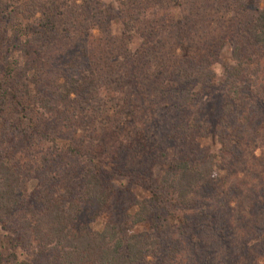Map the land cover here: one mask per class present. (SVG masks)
Returning <instances> with one entry per match:
<instances>
[{
	"label": "trees",
	"instance_id": "1",
	"mask_svg": "<svg viewBox=\"0 0 264 264\" xmlns=\"http://www.w3.org/2000/svg\"><path fill=\"white\" fill-rule=\"evenodd\" d=\"M65 1L0 0V264H259L264 0Z\"/></svg>",
	"mask_w": 264,
	"mask_h": 264
},
{
	"label": "rangeland",
	"instance_id": "2",
	"mask_svg": "<svg viewBox=\"0 0 264 264\" xmlns=\"http://www.w3.org/2000/svg\"><path fill=\"white\" fill-rule=\"evenodd\" d=\"M68 1H70V0H68ZM101 1L108 8V10H110V11L116 10V8H117L116 0H101ZM80 2H82V0H80ZM90 2L94 3L93 0H90ZM261 6L264 7V4L261 3ZM114 24L115 25L112 26V28H114L113 33H119V34L123 33L121 23L119 21H116ZM95 32L97 33L98 29H95ZM132 41H134L133 44L136 45V43L138 42V39H136L134 37ZM13 56L16 60H18L20 65H22L23 61L27 59V56L24 55L23 52H21L19 50L16 51ZM227 65H230V49H229V46L223 47V49L221 50V53L219 55L218 63L214 64V69H215V72L217 75V79L220 82L225 77L224 66H227ZM263 65H264V61L261 62L260 68ZM255 67L256 66L254 64L250 65V69H255ZM219 88H220V86H218L217 89H219ZM224 93H225V91L223 89H220L218 91V94H215L213 97H211L209 99L205 98V100H207V101L209 100L212 102H215V101L219 102V100L221 99V95H223ZM207 108L208 109L205 111L204 115L202 114L200 117H201V122L203 125L208 126V124H209L210 130L209 131L207 130V132L205 134H203V136H200V137H202V139H200L199 144L201 145V148L211 147L213 149V151H215L217 148L216 135L218 134V132H220L224 128L219 124L218 121L217 122L210 121V119H213L214 116L216 118H218L220 113L217 114V109H214L213 106H210ZM216 118L213 120H216ZM251 125L254 126V127L252 126V128H254V130L251 133V136H250L251 138H249V140H247L241 146L243 156H242L241 165H239V168H240V170H243V168L248 169L249 167H251L253 169L254 168L258 169L260 172H262V168L260 169V167H264V113L261 116H259L257 119H253L251 121ZM139 130H141V129H139ZM248 135H250V134H248ZM136 146H137V143L133 139L130 146H129L130 147L129 157L135 156V155H133L134 153H132L131 151ZM160 164H162V163L160 162V163H158V165L154 166L155 177L160 176V173L162 170ZM256 164H258L259 167ZM214 171H215V173L220 174V172L217 169H215ZM239 175L242 176L241 173H239ZM123 179L126 180V178H123ZM132 190H133V193L137 196L140 195L141 193L143 194V192L140 189H138L137 187H133ZM240 200L242 201V204H240V206L238 208H240L241 212H243V210H246L247 198H246V196H244ZM234 204L235 203L232 202V205H234ZM157 212L161 215L164 212V210L163 209H160V210L157 209ZM103 220H104V215H101V217L98 219V223H102ZM147 228H148V224H145V225L135 227V231H143ZM3 234H4V231L0 229V235H3ZM6 246H7V243H6ZM17 252H18L19 258H21V259L23 258V259L28 260V257L25 254V252H23L20 249H18ZM259 264H264V258H260Z\"/></svg>",
	"mask_w": 264,
	"mask_h": 264
}]
</instances>
